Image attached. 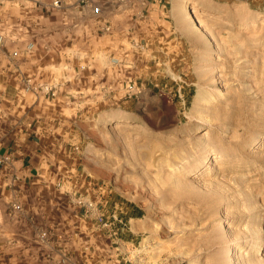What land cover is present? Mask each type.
<instances>
[{"label":"rangeland","instance_id":"rangeland-1","mask_svg":"<svg viewBox=\"0 0 264 264\" xmlns=\"http://www.w3.org/2000/svg\"><path fill=\"white\" fill-rule=\"evenodd\" d=\"M91 1L0 0L1 100L40 141L0 165V264H264V0H179L197 34L161 58L108 21L81 40Z\"/></svg>","mask_w":264,"mask_h":264},{"label":"crops","instance_id":"crops-1","mask_svg":"<svg viewBox=\"0 0 264 264\" xmlns=\"http://www.w3.org/2000/svg\"><path fill=\"white\" fill-rule=\"evenodd\" d=\"M69 9V19L75 21L79 27L89 29L81 36L84 42L93 40L97 27L108 21L111 41L124 35L127 43L132 46L135 43H140L144 47L146 45L150 57H176L179 35L182 32L189 35L197 34L189 25L184 29L181 28L183 15L179 0H126L124 4L109 3L108 5L92 0L88 4L73 5ZM89 51L93 52L95 49L90 48ZM3 87L8 89L7 85ZM3 99L1 100L0 95V157L7 155L9 162L2 165H16L13 170L22 169L31 165L33 158L40 153L39 137L31 133L21 134L19 126L22 121L20 122L19 117H10L11 109L17 107L15 98L3 96ZM1 121L5 123L3 128ZM8 131L14 132L10 135L11 140L1 145V136H5ZM7 170L5 167L0 168V186L2 180L9 178L10 173Z\"/></svg>","mask_w":264,"mask_h":264},{"label":"bare ground","instance_id":"bare-ground-1","mask_svg":"<svg viewBox=\"0 0 264 264\" xmlns=\"http://www.w3.org/2000/svg\"><path fill=\"white\" fill-rule=\"evenodd\" d=\"M195 5V4H194ZM193 5V6H194ZM192 7V6H190ZM190 7L188 6V9H189V14L191 15L192 14V10L190 9ZM193 18V17H192ZM195 19V17L193 18ZM194 22L196 23V21L194 20ZM198 23V22H197ZM197 23L195 24L197 26ZM216 124V123H214ZM217 125V124H216ZM257 142V141H256ZM255 143V141H254ZM245 144H247V140L245 138H242L241 141H239V145L241 146H244ZM193 151V150H192ZM218 151L216 149H210L209 148V153H212L214 154V156L218 155L217 153ZM204 153L201 152L199 154H196L194 155V159L193 161L189 164V165H183L184 168H182L181 172L179 175H181L182 177L185 176V172H187V170H193V174L194 175H199L202 173V171H200V168H197V165L202 161V157L204 156L203 155ZM204 160V159H203ZM213 160V158H212ZM189 161V160H188ZM213 165L212 161L209 160V158L207 159V162H206V166L208 167H211ZM179 168V167H178ZM179 173V172H178ZM190 189H195V187L193 185H189V184H183L182 182L178 183L174 186V193H176L177 196L179 197H187L189 194L187 191H189ZM252 216V215H251ZM260 232V231H259ZM240 238H241V241L243 242H249V243H252V241L256 238V239H261L262 238V235H260V233H258L257 231H252L251 228L250 230H246L245 232H242L240 233ZM252 261V258H246L245 260V264L247 263H250ZM256 261V260H255ZM261 262V261H260ZM243 263V264H244Z\"/></svg>","mask_w":264,"mask_h":264},{"label":"built area","instance_id":"built-area-1","mask_svg":"<svg viewBox=\"0 0 264 264\" xmlns=\"http://www.w3.org/2000/svg\"><path fill=\"white\" fill-rule=\"evenodd\" d=\"M81 1L87 2V0H81ZM59 3H60V0H52L51 5L58 6ZM0 42H1V36H0ZM45 87L47 88V86H45ZM8 162H9V157L7 155H1L0 164L2 165L5 163H8ZM14 176H15V174H14ZM12 207L14 209H17V208H19V205L16 203H13ZM62 262H63L62 260H51V261H48L46 264H63Z\"/></svg>","mask_w":264,"mask_h":264}]
</instances>
